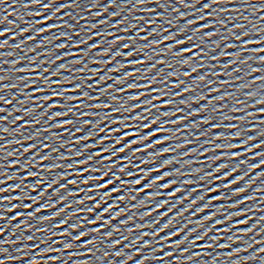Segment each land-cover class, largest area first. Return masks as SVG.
Listing matches in <instances>:
<instances>
[{
  "label": "snow or ice",
  "instance_id": "6c2138e0",
  "mask_svg": "<svg viewBox=\"0 0 264 264\" xmlns=\"http://www.w3.org/2000/svg\"><path fill=\"white\" fill-rule=\"evenodd\" d=\"M13 2H17V0H13ZM42 0H33V4H39L41 3ZM53 3H58L61 2V0H52ZM79 2V0H77V3ZM101 2H103V0H94V3L92 5V7H96L98 4H100ZM160 3V0H137V3L139 6L143 7L148 3ZM166 2L170 3V0H166ZM235 2V0H210L209 3H205L204 0H193V3H187L186 0H178V3L186 8H195L196 4H202L203 8L201 9V12H208V15H201L200 18L198 20H189L188 23L185 25L184 28L179 29L178 32H176L174 35H164V38L162 40H157L156 42H153L152 44H147L146 42L149 41V39L153 36H159L160 33L157 30V25H156V20H163L164 17L163 16H157L155 20L153 19H148L147 21H144L143 18H141L140 20H138L136 23L129 25V27L125 28L124 31L128 32V31H136V36L132 37L128 40L127 43H125V41L123 39L120 38H116L112 41L111 45L109 46L108 50L101 52L100 55L101 56H109L111 55V59L105 61V67L109 64L114 63L117 59H126L129 61H133V58L136 57L139 54H142L146 51H148L150 48H159L161 44L167 43L169 41H172L174 43L171 44V46H169L166 50L164 51H160L155 53V56H171V62L168 59H157L155 63H153L151 65V67H148L146 69V71L144 72V75L147 76L151 73H154L157 71V66H167V68H172V67H177V68H186V67H191V71L190 72H184L182 73V75L184 76L185 79L191 78L193 73H199L202 70V66L205 63L204 59H201V57H207L208 56V52L205 51H201L202 48L206 47L205 45V41L206 40H211L214 36H218L220 35L219 33L216 32H211L209 31L210 29H213L216 27L215 23H205V21H218L219 20V16L215 13L212 12L211 9L213 8L214 5H221L224 3H232ZM249 0H244V3H248ZM257 3H264V0H256ZM8 3V0H0V5H4ZM115 0H113V5H109V6H114ZM30 5H24V7H29ZM75 4H68L65 5V7H74ZM45 11H49L51 9V5H45ZM63 9H57V11H61ZM91 10V9H89ZM260 11H264V8L259 9ZM107 11V9H105V12ZM176 11H179V9H177ZM156 9H149L148 10V14L149 16H151L152 13H155ZM37 16L42 15L41 13H36ZM220 15H223V13L221 12ZM51 19V17H49L47 20L43 21V23H48L49 20ZM93 19H95V17H93ZM180 19H187V17L185 16H181ZM264 19V18H262ZM6 21V17H0V24L5 23ZM220 22V26L221 27H226V25L224 24L223 21H219ZM38 24L41 23L40 21L37 22ZM107 21H103L101 22V24H91V25H87L88 28L95 30L99 27L102 26V24H107ZM140 23H146L147 27L152 28L153 31L150 32L147 35H142V33L145 32L144 28L140 27ZM171 21H169V25L171 27ZM196 24H201V27L196 28L194 33L192 35L187 36L186 39H179V37L185 36L187 30L189 28H193L194 25ZM60 27H68V25L64 24V25H59L56 26L55 28H41L40 29V34L44 33V32H51V31H55L58 30V28ZM115 27L119 28L120 25H116ZM159 28L163 29V25H159ZM26 31H28V29H26ZM168 29H164V33H167ZM232 32H241L242 35L240 36H234L232 37L237 43H239L241 40H246V38L248 37V35H250V33H246L243 31L242 27H238V28H234L232 30H230V32L228 33L230 36L232 35ZM202 34V35H201ZM257 34L259 35L260 33L257 32ZM5 35V32H0V36ZM77 36H80V32H76ZM109 35H114V34H109ZM197 35H201V39L199 40V42L197 43L196 41V36ZM96 37L94 36H90L89 39H95ZM56 39H63V40H69L71 41V37L67 36L64 33H61V36L56 38ZM140 42L141 44H145L144 47H136L137 43ZM48 41L45 40L44 44H47ZM252 44H261L264 43V40H256V41H252L250 42ZM88 44L87 40H81L80 44H76L73 45V47L75 48H80L82 45L86 46ZM220 44H225L226 47L224 49V52L221 55L218 56H213L211 58V66L213 68H215V66L217 65V62L219 60H223V59H229L232 60L233 63L235 62H240L243 64L248 63L247 60L241 61L240 57L244 54L243 52H239L237 53V55L235 57H232L229 55V50L233 49L235 46L233 44H228L227 40L225 39H221L219 44H215L212 46L211 51H216L220 48ZM117 45H122L123 48L120 51H115L114 55L112 54L113 51L115 50ZM186 45H191V47H187ZM250 46L249 43H244L243 45H241L242 49H246ZM4 47V44H0V48ZM68 45L67 44H59L57 47V51H62L67 49ZM103 47V45L101 44H93L90 48H88V52H94L96 51V49ZM129 49H133L131 51H129ZM174 49H177V51H174ZM264 52V48H259L257 49V51L255 53H253L254 55L259 56V53ZM52 53H46V55H51ZM72 55H81V56H86L87 53L84 52H80V53H72ZM68 57H58L57 60H63V59H67ZM153 57H147L143 60H135L134 62H131L129 64H120L118 68H113L112 71L113 72H117V71H121L122 69L125 68H141L144 65L149 64L152 61ZM57 61H53L52 63L55 64ZM194 62H198L196 63L195 66H193ZM260 63L264 64V56L260 57L259 60ZM45 63H47V61H45ZM93 63H99V61H93ZM73 64L75 65H79L82 64L81 60H74ZM15 66V65H13ZM224 69H228L230 67H233V64H226L223 66ZM67 70V66L66 65H61L60 68L55 71V72H51V69L48 68H44L43 71L48 73L51 72V75L48 77H44V76H36V77H26L25 79H31V80H40L43 81L44 87L43 88H37V91L35 93H33V95H41L43 98V103L44 104H48V112H53L55 109H61V108H67L66 111H57L55 112L54 115H52L50 117L51 120H63V123H58L56 124L54 127L55 129H60V128H69V127H73L75 124V120H70L67 119V117L69 116H75V111L77 109H84L87 108L88 105H85L83 103H79L76 104L75 102L77 100L80 101H84V100H92V101H98L101 97H103L105 95L106 92L112 91V88H107L104 89L99 96L97 97H90L88 95L87 92H84V89L80 86V84L76 81H63L61 82L59 80V76H60V72L62 71H66ZM21 72H26L29 71L27 69H20ZM30 71H40V69H31ZM236 71L238 72L239 69H236ZM253 71H260L259 69H254ZM165 72L161 71L159 72L156 76H153V78L151 79L150 82L145 83V84H139V83H133V84H129L128 85V91H137L140 92V95H133L129 97V102L130 105H122L121 108L119 109H115L113 110L110 115H117L120 114L121 112H137L139 109L143 108L146 109V111L142 114V115H136L135 117H133L132 120H128V119H121V120H114L112 121V123L114 125H120V128H116L112 133H109V135H118L120 133V131H124V135L120 136L118 139H116L113 143H112V147L111 148H102L101 151L96 152L94 155L92 156H88L87 159L84 160H80V162L76 165H70L69 168H82L84 169V171L79 172V173H75V175L79 178L81 176H87L86 179L82 180L81 183L83 185H85L86 187L88 185H95V187L93 188H89V192H103L104 195L103 197L100 198L99 202L96 203L94 205V208H89L88 214L92 215L94 213L95 210L100 209L101 206L109 199H111V197L113 195H118L119 192L124 188V187H136L139 185H142L145 183V180L147 179V177L152 176L154 173L153 172H148L145 175V180L142 179H135L134 183L132 185H129L127 183H125L122 180V177L125 176V173L127 172V167H121L119 168V175L115 174L113 172L114 169L117 168V164L116 163H112L111 161H113L115 159L116 156H122L124 155L126 152L131 151L134 147H137L140 144H145L148 141H152L156 136H160V135H166L167 133L165 131L166 129V125L161 123V120H167L169 117L172 116H176L179 115V111L177 112H162L160 113V115H158L155 119H151L152 117V113L155 112H159L160 108H171L173 107L172 101L171 100H165V103L163 104H159V101L162 99H165L166 97L170 96V91L168 88H164L161 87L159 88V91L156 92L155 89L157 87V81H162L163 84H167L169 80L172 79H177L179 80V75H177L175 72H167V79H165ZM212 73H209V75H211ZM140 73L138 71L136 72H128L122 79L117 80L116 83L123 85L127 80H130L133 77L139 76ZM217 75H223V73H218ZM93 77H97L99 76V72H93L92 73ZM107 79V77H103L101 78V82L105 81ZM4 80V77L2 75H0V84H2ZM51 81V83H50ZM24 82V81H21ZM194 83H208L206 76H199V80L198 81H194ZM66 84H75L76 86L70 89H65L63 91H53V89L55 88H64V85ZM183 85V82L181 81V83L179 84H173L171 85L172 88H178L181 87ZM29 87H36L35 83L28 85ZM94 87H99V85H94ZM209 87L211 88V85H209ZM224 87H226V83H221L219 88H213L211 92H209V95H212L213 92H220ZM11 88H16V85H11ZM149 89H153V91H148ZM10 89L7 87H0V93L5 92V91H9ZM191 91H195V89L192 88H186L184 93H180L177 96L172 97V100L175 99H179L180 96L187 94L188 92ZM45 92H50V95H43ZM80 92L82 93V95L80 96H75L73 95V93H77ZM148 95V96H153V99L151 100H147L144 103H140V104H136L135 102L137 101H141L143 100L144 96ZM230 97L228 96H219L216 100L211 101V103H220L221 101L225 100V99H229ZM207 98L205 96H200L198 101H193L191 103H199V102H203L205 101ZM54 101H65L64 104L61 103H54ZM118 101L115 100V98H113V103H117ZM33 103H39V101H34ZM260 103H264V101H260ZM0 104H11V101L5 99V97L3 95H0ZM68 105H74V107H68ZM181 105H183L184 107H189V103L185 102V101H181ZM111 106L108 104H99V103H94L92 108H91V112H96L101 108L104 109H108ZM178 107V106H177ZM5 108L4 107H0V114H3L5 112ZM208 108H200L199 111L197 112H190V115L192 116H199V115H206L208 112ZM37 111L36 108L30 109L28 111H26L24 113V117H31L33 113H35ZM217 111H223V109H217ZM262 112H264V109L261 110ZM11 115V113H9ZM24 117H17L18 120H23ZM49 118L46 113H43L40 116V119L38 120H33L31 123H25L22 128H28V127H36L40 124V121L43 119ZM89 118L91 119H97V117L95 116H91L89 117L88 113H84L81 116L76 117L77 120H83L84 123L82 125L83 128H90V127H95L96 129H98L99 133L103 134L105 132L104 128H101L99 124L96 125H92L88 122ZM6 118L2 115H0V123H3L4 120ZM108 117H104L101 119V123H105L107 121ZM146 119H150V123H143ZM187 117H185L184 119L181 120H175L172 122V126L174 127L176 124H183L185 123ZM227 119V118H225ZM133 121L136 122H141L143 123V128H141L139 131L136 132H129L128 131V125L131 124ZM224 120H221V123H223ZM242 122V121H241ZM201 124H212V127L208 130V132L204 133V136H208L210 133L212 132H219L221 129L219 128L218 125L213 124V120L212 118L209 119H205L200 121ZM156 128V131H152L153 128ZM193 128H197L198 125L193 124L192 125ZM187 129H185L186 131ZM0 131L7 133L8 129L7 128H3L0 129ZM22 131V129H17V133H20ZM45 132H51L53 131L52 128H47L44 130ZM224 131H229V132H236L235 136H229V137H225L222 135H216L214 137V140H231V139H241L242 138V134L238 131H236L235 126H230V127H226L224 129ZM75 135H80L83 136V132L80 128L77 129V132L74 133ZM264 135V134H262ZM134 137H139V139H134ZM41 138V133L40 132H36L34 136L30 137L31 140H39ZM95 137L93 136H84L83 140H77L75 141V143L80 144L88 139H94ZM198 139L200 137H197ZM3 137L0 136V140H2ZM52 140H55L57 143L60 142V138L59 136H52L51 137ZM126 141H131L130 143H127L125 145ZM28 141H18L17 143H27ZM109 141L105 140V139H101L99 141V144L102 146L105 143H108ZM248 142H251V138H249V140L247 142H245V144H239V145H235V144H224V145H216V147L213 149V151H219L222 153H228L231 152L232 156L228 157L226 155H221V156H216L215 160L212 161V163H214L215 161L218 160H223V159H239L240 155H246L247 153H239L237 151L238 148H243L246 147V144ZM169 143V140L166 138L164 140H156L155 143L153 144H149L148 147L144 148V149H137L136 152H133V156L139 154V152L143 151V152H148L150 149H154L157 148L161 145L167 144ZM121 145H125V146H121ZM38 145L36 144H31L28 148L23 149V152L25 154L27 153H31V152H35V149L37 148ZM63 147V145H61ZM188 145H178V147H187ZM260 147H264V144H258L255 146V148L252 149H248V151H255L256 148H260ZM43 149L45 151H52L55 152V149H52L51 146L49 144H44L43 145ZM92 150V146H86L84 149V152H88ZM173 150L170 148H164L163 152L158 153V155H165V154H169L171 153ZM3 152V146H0V153ZM109 153H112V155H108ZM194 154V153H192ZM8 156H16V153H12L9 152L7 153ZM37 156H40V160L37 163H44L46 161H50L51 157L48 155H41V153H36ZM205 155H207V153H205ZM260 155H264V153L260 154ZM81 156V153H77L76 154V158L79 159V157ZM101 157H106V159L101 160ZM3 157L0 156V159H2ZM33 159H35V157H33ZM61 159H69V157H62ZM100 162L101 165L107 163L109 164V168L103 171V175L100 174V169L99 168H89L88 165L98 161ZM121 163H125L124 161H121ZM172 163H174V161L168 160L166 161L161 168H157L154 170V172H160L162 171L164 168H167L169 165H171ZM262 165H264V160H261V164L259 165H255V168H259ZM37 165L33 164L32 160H28L25 165L21 166L19 164V160L16 161V163L10 165V167H19L21 172L23 173H27V175H20V173H17L13 176H9V174L5 171H3L4 165L0 164V197H3L2 199H0V204L3 203H11V200H16V201H24V200H29L30 197L28 196V192H34L37 189H39L42 184L44 183V177L43 176H39L37 172L34 171H29V168H35ZM228 168L227 164H223L219 167H217L215 169V173H209L208 175L202 177V182H207L209 180L212 179V176L215 175L216 173H220L224 170H226ZM56 167H49V168H43L40 169V171L42 172H52L55 171ZM199 171H203L202 169H200ZM91 172L93 173V175L88 176L87 174ZM228 175H231V173H229ZM228 175L224 176L223 179H228ZM264 175V174H262ZM111 176V178H109ZM171 176L172 174L169 173L165 176H159L157 179L152 180L151 184H149L147 186V188L145 189H141V192L143 191H150L154 188L155 185L157 184H161L164 180H171ZM3 177H7V179H3ZM129 179H131L132 177L129 175L128 177ZM18 179V183L16 184L15 188H4L2 187V185L8 183L9 180H16ZM32 179H36L37 183L35 185L33 184H25L24 181L25 180H32ZM241 179H243V177H241ZM68 181L67 184L63 185L62 187L59 188V191L56 193L57 198L60 197V192H66L67 189L69 187H73V186H77V180H69L68 176H60L57 179L52 180L48 185L47 188L45 189L44 192L40 193V196L38 199H32L30 203H26V204H17L14 205L12 208L9 209H4L2 207H0V212H16L17 214L15 216L12 217L13 220H21L24 221L25 224H27L29 221H32L34 219L37 218V216L39 215L40 212L42 211H46L49 208L54 209L56 206L55 205H48L46 207L43 208H36L35 211H32V208L35 204L39 203L40 200H43L47 194V192L54 186V185H59L60 181ZM120 183V188L116 187L117 183ZM188 184H191V181L187 182ZM239 181H235L233 184H227L225 185L224 189H220V188H214V189H210L209 191L211 193H218L220 191L223 190H227L229 188L234 187L236 184H238ZM175 187V181H172L169 184H163V190H168ZM24 189L27 190V192L23 191ZM109 189H111L109 191ZM13 191H17L20 192V195L12 197L11 200H9L7 197H4L3 194L5 192H13ZM181 189H177L176 192H170L169 193V199H174L176 197V195L181 192ZM246 190L245 189H240L237 192H233V196H240L242 195ZM139 194V193H137ZM69 195H80V193H70ZM159 198V193H157L155 196H149L148 199L152 200V199H157ZM120 201H124L126 199V197L124 196H119ZM133 199H135V197H133ZM185 199H188L187 197ZM223 197H215L213 200L209 201V205L212 203H217L220 200H223ZM96 200V197L94 196H89L86 197L85 199L79 200L77 201L78 205L83 206L84 204ZM204 197L201 196L200 197V201H203ZM67 201V197H63L60 198V202L61 203H65ZM181 203H183V201H181ZM198 203V201H193L192 202V207H195V205ZM243 203V202H242ZM168 206L167 202L160 204L157 206L156 211H159L163 208H166ZM69 207H71V205H69ZM232 207L234 209L239 208L240 205L239 204H235L232 205ZM208 208V205H205L204 208H201L199 210L200 213L206 211ZM20 209H22V212L20 211ZM173 209L169 208L168 211L171 212ZM190 209H185V212L189 211ZM66 211V209H61V211L56 212L55 215L53 216H49V217H43L39 222L41 224L44 223H50L53 220H57L59 218H61L64 214V212ZM112 211V208H105L104 212L97 217V219L92 220L89 223V226L92 227V231L91 232H79L78 235H76L75 237L71 238V242H64V237H71V232H77L79 229L83 228L85 225L83 223L76 225L74 227H72L71 231H65V232H61L59 235L61 237V239L58 241L59 243L63 244V249L62 251H71L72 249H74L79 241H81L82 239L92 236V235H96L99 236V234L103 231V227L97 228L95 227V225L97 223H101L104 225H110L114 220L115 217L112 218V220H107L105 221L103 219V216L105 214H108ZM217 211H220L219 209ZM23 213H27V217H25L23 215ZM79 213H74V215H78ZM199 214V213H197ZM118 216L120 215H124V213H118ZM153 215L152 212H146L144 214V217H151ZM184 215V212H181L179 214V217H174L173 219H169L167 221V223H165L163 225V227L160 229V232L154 233L155 236H159L162 233L166 232L167 230L173 228L174 225V221L180 217H182ZM247 215V213L245 212H236L235 216H229L226 217L224 220L222 221H217L216 224L213 225V227H216L220 224H226V223H230L232 219L239 217V216H245ZM168 216V212H165L164 216L161 217V219H166ZM144 217H142L141 219H143ZM6 217L3 215H0V220H5ZM72 219V217H69L68 220H62L60 223L55 225V228L59 229V228H64L69 221ZM215 220V215L213 216H208L206 217L204 220L201 221V224H207L208 222ZM130 222V221H129ZM158 223V222H157ZM248 221L247 220H241L239 221V223L237 225H235V227H241L245 224H247ZM22 225H17V231H19V228ZM2 227V226H0ZM147 227H153V225L149 224L147 225ZM178 227V226H176ZM187 227V226H186ZM212 229H209L208 232L204 233V236H207L209 234V232H211ZM29 231H31V228H29ZM43 231H47V229H44ZM113 231H119V229H114ZM185 229L181 228L179 229V231H174L172 233L171 236L166 237V240H171L173 239V237H177L179 238L183 233H184ZM225 231H230V229H225ZM249 232L252 231V229L248 230ZM194 233H189L188 236H184L183 239H177V242L175 244L169 245V247H173V248H180L182 245H184L186 242L188 241V237L193 235ZM248 232L245 233H241V235H247ZM0 235H3V232L0 231ZM147 234H145L146 237ZM145 237H141V239H144ZM107 238H111V233H109ZM204 237H197V239L191 240L190 243L192 245H195L197 243V240H202ZM49 239L52 240L53 237L49 236ZM33 240L32 236L27 237V241L31 242ZM139 242V241H137ZM165 240H161L159 241V243L163 244L165 243ZM98 243L97 240H87V242L83 245H80V247H83L85 249H91L93 246H95ZM117 243H120L119 241ZM115 246V245H114ZM145 247H152L151 244H146L144 245ZM224 247H227V245H225ZM29 249H25V251H27ZM53 248H49L48 252H52ZM159 251H164L163 248H160ZM262 252H264V249H261ZM5 250L0 247V253H4ZM85 255L90 254L89 253H83ZM117 255H120V253H117ZM173 255V253L169 252L167 253L164 257H160L161 260L167 259L168 257H171ZM56 259H61L60 257H54L51 264H55ZM69 260L74 259L73 256H69L68 257ZM191 259V258H190ZM0 264H5L4 261H0ZM33 264H36L35 261H33ZM84 264H91L90 261H85ZM141 264H143V262H141ZM176 264H180L179 261L176 262ZM213 264H215V262H213Z\"/></svg>",
  "mask_w": 264,
  "mask_h": 264
}]
</instances>
